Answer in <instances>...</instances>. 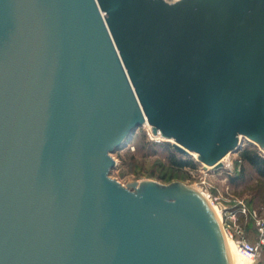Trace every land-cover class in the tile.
Here are the masks:
<instances>
[{"label": "water", "instance_id": "obj_1", "mask_svg": "<svg viewBox=\"0 0 264 264\" xmlns=\"http://www.w3.org/2000/svg\"><path fill=\"white\" fill-rule=\"evenodd\" d=\"M146 124L264 151V0H0V264H231L196 188L111 177Z\"/></svg>", "mask_w": 264, "mask_h": 264}, {"label": "rangeland", "instance_id": "obj_2", "mask_svg": "<svg viewBox=\"0 0 264 264\" xmlns=\"http://www.w3.org/2000/svg\"><path fill=\"white\" fill-rule=\"evenodd\" d=\"M160 137L153 135L152 127L144 126L135 131L112 154L117 166L111 171V177L125 186L126 183L148 180L163 184L181 182L202 190L212 198L218 197L220 210L228 209L237 213L241 236L256 243L257 220L264 219V184L256 169L242 160L241 153L245 149H257L264 157V151L247 138H242L240 149L223 160L222 168L215 169L199 162L198 155L178 153L173 141L168 142ZM173 154L178 159L194 161L195 167L177 170L172 165ZM259 262L264 264V249ZM245 263L249 264L247 261Z\"/></svg>", "mask_w": 264, "mask_h": 264}, {"label": "built area", "instance_id": "obj_3", "mask_svg": "<svg viewBox=\"0 0 264 264\" xmlns=\"http://www.w3.org/2000/svg\"><path fill=\"white\" fill-rule=\"evenodd\" d=\"M209 196L212 204H216L218 206L219 198H212L211 195ZM243 211L246 212V209ZM221 213L223 215L222 220L224 232L226 236L231 238L236 243V248L238 249L241 257L251 261L252 264H261L259 262V258L264 249V219L257 220V242L251 243L241 236L242 232L237 226V213L228 209H221Z\"/></svg>", "mask_w": 264, "mask_h": 264}, {"label": "trees", "instance_id": "obj_4", "mask_svg": "<svg viewBox=\"0 0 264 264\" xmlns=\"http://www.w3.org/2000/svg\"><path fill=\"white\" fill-rule=\"evenodd\" d=\"M242 160L256 169L257 175L264 184V157L261 156L257 149H245L241 153ZM172 165L177 170H182L185 167H195L194 161H184L172 155ZM241 178V177H239Z\"/></svg>", "mask_w": 264, "mask_h": 264}, {"label": "bare ground", "instance_id": "obj_5", "mask_svg": "<svg viewBox=\"0 0 264 264\" xmlns=\"http://www.w3.org/2000/svg\"><path fill=\"white\" fill-rule=\"evenodd\" d=\"M146 127H149L151 129V126L146 124L145 125ZM158 137H160L158 135ZM162 139V137H160ZM249 140V139H248ZM251 143L255 144L254 142H252L251 140H249ZM193 155H195V157H197V154L196 153H192ZM229 156V155H228ZM228 156H226L225 159L228 158ZM205 165V164H204ZM207 166V165H206ZM209 167V166H208ZM207 168V167H206ZM209 169V168H208ZM201 194H203V196L208 200L209 203H211L212 205V208L214 210V212L216 213L219 221L221 222V224L223 225V215L221 213V210L219 209V207L216 205V204H212V201H211V198L210 196L207 194V193H204L202 190L200 189H197ZM223 230H224V227H223ZM225 234V232H224ZM225 241H226V245H227V250H228V253H229V257H230V261H231V264H246L245 261H247L249 264H252L251 261L249 260H246L245 258H242L238 249L236 248V243L231 239L229 238L228 236H226L225 234Z\"/></svg>", "mask_w": 264, "mask_h": 264}]
</instances>
